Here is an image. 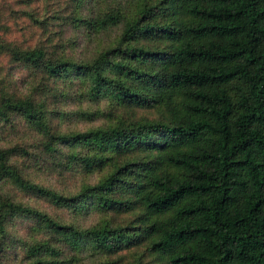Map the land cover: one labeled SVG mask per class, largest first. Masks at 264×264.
Segmentation results:
<instances>
[{"label": "trees", "instance_id": "trees-1", "mask_svg": "<svg viewBox=\"0 0 264 264\" xmlns=\"http://www.w3.org/2000/svg\"><path fill=\"white\" fill-rule=\"evenodd\" d=\"M0 264H264V0H0Z\"/></svg>", "mask_w": 264, "mask_h": 264}, {"label": "rangeland", "instance_id": "rangeland-1", "mask_svg": "<svg viewBox=\"0 0 264 264\" xmlns=\"http://www.w3.org/2000/svg\"><path fill=\"white\" fill-rule=\"evenodd\" d=\"M67 9L69 10V7H67ZM66 31L69 32L67 30V28H66ZM59 32L62 33V29L61 28L59 29ZM116 33H117V31L114 32V35ZM68 37L69 36L65 35V30H63V34L60 37H58L59 43L65 44V41L68 43V41L70 40V38H68ZM94 37L95 38H93V40L90 43V47L93 49V51L95 53H97L101 43L104 41L105 38L108 37V34L106 33L105 35H100V36L99 35H94ZM83 128H84V126L81 125L80 129H83ZM84 182L90 183L91 185H93V184H95L97 182L96 176L95 177L94 176L85 177V179H84V175L82 173H80V174L76 173V174L67 175L64 178L63 182H62V186L64 187L66 185L68 190L70 189V190H72L75 193V192L79 191L80 187L82 186V184ZM81 222H82L83 225L90 226V225H92L94 223H97L98 222V218L96 216L92 215L89 218H84L83 220H81ZM88 262H89V260L86 261V263H88Z\"/></svg>", "mask_w": 264, "mask_h": 264}]
</instances>
